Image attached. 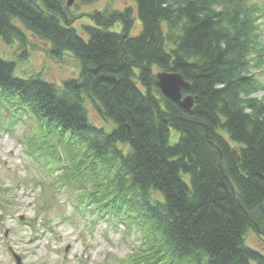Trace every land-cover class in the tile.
I'll use <instances>...</instances> for the list:
<instances>
[{"label": "trees", "instance_id": "1", "mask_svg": "<svg viewBox=\"0 0 264 264\" xmlns=\"http://www.w3.org/2000/svg\"><path fill=\"white\" fill-rule=\"evenodd\" d=\"M134 1L135 35L127 6L91 13L84 38L65 0H0V40L24 52L30 34L79 67L58 85L0 57V113L34 123L24 142L35 158L64 151L60 175L88 187L78 204L138 228L115 264H264L245 240L251 230L264 244V0ZM154 68L190 84V110L162 95Z\"/></svg>", "mask_w": 264, "mask_h": 264}, {"label": "rangeland", "instance_id": "2", "mask_svg": "<svg viewBox=\"0 0 264 264\" xmlns=\"http://www.w3.org/2000/svg\"><path fill=\"white\" fill-rule=\"evenodd\" d=\"M65 6L71 17H76L73 25L84 38L87 34L83 25H94L90 17L94 11L133 7L136 18L130 34L135 35L140 27L134 0L88 3L73 0ZM14 22L17 23V19ZM261 28L264 40V21ZM28 36L31 42L24 52L17 43L5 44L0 40V57L17 62L15 74L27 77L39 73L58 85L77 76L78 63L71 53L63 58L51 57L47 44ZM261 64L254 68L262 86L254 94L258 98L264 97V63ZM153 71L155 76L163 70L154 68ZM86 106L89 120L109 127V123L98 118L91 103L87 102ZM7 114L6 111L0 113L3 126L0 128V203L5 205V210L0 208V264H115L125 261L139 245L138 228L93 218L92 212L77 205L78 199L84 197V193L76 190L81 176L73 181L60 175L63 162L67 161L64 151L60 149L54 157L35 158L24 142V138L32 134L34 123L22 119L13 122V117ZM178 136V131L170 129V142H175ZM79 206L84 214L79 212ZM245 240L246 244L264 251L263 241L253 231L247 232Z\"/></svg>", "mask_w": 264, "mask_h": 264}, {"label": "water", "instance_id": "3", "mask_svg": "<svg viewBox=\"0 0 264 264\" xmlns=\"http://www.w3.org/2000/svg\"><path fill=\"white\" fill-rule=\"evenodd\" d=\"M73 0H67V5L72 4ZM156 85L160 89L161 93L178 103L183 109L190 110L194 104L192 96L188 93L183 94V91L190 89V84L184 80L180 73L159 71L155 75ZM235 155V154H234ZM237 158V156H235ZM232 192L234 189L232 187ZM16 261L19 262V257H16Z\"/></svg>", "mask_w": 264, "mask_h": 264}, {"label": "bare ground", "instance_id": "4", "mask_svg": "<svg viewBox=\"0 0 264 264\" xmlns=\"http://www.w3.org/2000/svg\"><path fill=\"white\" fill-rule=\"evenodd\" d=\"M163 95V94H162ZM163 96H165V95H163ZM166 97V96H165ZM166 98H168V97H166ZM169 99V98H168ZM171 100V99H170ZM235 153V152H234ZM257 249V248H256Z\"/></svg>", "mask_w": 264, "mask_h": 264}]
</instances>
